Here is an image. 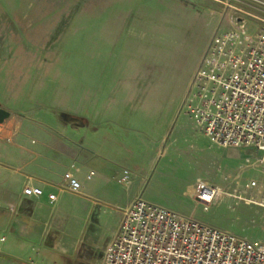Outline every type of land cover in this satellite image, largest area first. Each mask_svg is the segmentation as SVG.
<instances>
[{"label":"rangeland","instance_id":"374dc122","mask_svg":"<svg viewBox=\"0 0 264 264\" xmlns=\"http://www.w3.org/2000/svg\"><path fill=\"white\" fill-rule=\"evenodd\" d=\"M261 27L248 20L237 43ZM231 28L211 0H0V108L15 119H85L72 126L95 137L132 200L264 242V209L242 212L240 197L219 194L203 211L192 193L206 181L264 203L260 155L214 146L189 110L210 38Z\"/></svg>","mask_w":264,"mask_h":264},{"label":"built area","instance_id":"2783aa9c","mask_svg":"<svg viewBox=\"0 0 264 264\" xmlns=\"http://www.w3.org/2000/svg\"><path fill=\"white\" fill-rule=\"evenodd\" d=\"M211 1L222 7L232 28L210 38L190 82L197 104L189 110L212 144L253 148L264 169V0ZM248 20L262 27L238 44V30L245 32ZM127 180L124 171L120 182ZM68 189L76 192L80 185L70 179ZM192 191L203 211L219 197L206 181ZM23 194L40 197L42 190L26 186ZM48 199L53 203L57 197ZM101 264H264V242L251 243L137 198L123 211Z\"/></svg>","mask_w":264,"mask_h":264},{"label":"crops","instance_id":"0c3cea01","mask_svg":"<svg viewBox=\"0 0 264 264\" xmlns=\"http://www.w3.org/2000/svg\"><path fill=\"white\" fill-rule=\"evenodd\" d=\"M12 115L0 124V264H101L132 195L113 181L95 137L84 138L50 115ZM237 149L261 157L253 148ZM70 179L79 183L78 191L68 189ZM26 186L40 188L42 195L25 196ZM237 192L219 190L240 197L242 212L252 206L264 209L263 202ZM51 194L57 197L53 203Z\"/></svg>","mask_w":264,"mask_h":264},{"label":"trees","instance_id":"16d2710c","mask_svg":"<svg viewBox=\"0 0 264 264\" xmlns=\"http://www.w3.org/2000/svg\"><path fill=\"white\" fill-rule=\"evenodd\" d=\"M52 115H54V117H56V119L59 121V122H62V123H65V124H71V125H76V123L79 121L80 123L78 124H84L86 125L87 122L85 119H82L80 117H76V116H73V115H70V114H66V113H63V112H51Z\"/></svg>","mask_w":264,"mask_h":264},{"label":"water","instance_id":"95a60500","mask_svg":"<svg viewBox=\"0 0 264 264\" xmlns=\"http://www.w3.org/2000/svg\"><path fill=\"white\" fill-rule=\"evenodd\" d=\"M10 116L7 110L0 108V124Z\"/></svg>","mask_w":264,"mask_h":264},{"label":"bare ground","instance_id":"6f19581e","mask_svg":"<svg viewBox=\"0 0 264 264\" xmlns=\"http://www.w3.org/2000/svg\"><path fill=\"white\" fill-rule=\"evenodd\" d=\"M218 191H219V189H218Z\"/></svg>","mask_w":264,"mask_h":264}]
</instances>
